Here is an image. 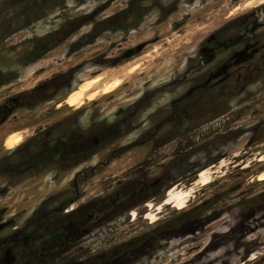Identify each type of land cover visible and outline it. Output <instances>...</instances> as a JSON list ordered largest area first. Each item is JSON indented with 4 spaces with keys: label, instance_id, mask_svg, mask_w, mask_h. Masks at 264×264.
I'll return each mask as SVG.
<instances>
[{
    "label": "rangeland",
    "instance_id": "rangeland-1",
    "mask_svg": "<svg viewBox=\"0 0 264 264\" xmlns=\"http://www.w3.org/2000/svg\"><path fill=\"white\" fill-rule=\"evenodd\" d=\"M30 1L0 0V79H9L0 86L4 121L0 124V223L5 224L0 230V263L9 244L14 247V264H28L25 260H33L43 249L22 242V235L34 228L32 214L59 215L58 206L65 204L63 214L67 215L62 222L67 223L106 186L108 191L96 197L113 204L112 209L107 207L102 234L79 238L66 254L48 250L43 264H264V178L258 177L264 169V75L251 80L243 91L211 96L215 100L209 107L189 113L190 122H197L194 126L185 127L179 112L173 120L163 109L183 92L180 77L185 60L196 54L198 42L223 24L226 28L235 20L242 22L238 16L243 18L246 12L260 17L264 0H60L66 3L63 15L45 14L44 23H36L33 32L17 31L26 25L24 9ZM245 1H252L253 7H245ZM67 21L76 22L80 29L41 59H19L30 50L26 40L35 37V32L54 30ZM89 34L90 44L69 46L70 40ZM131 49L132 56L121 57ZM101 73L118 76L122 83L110 94L86 100L74 112L79 125L85 126L90 117L104 119L119 106L129 107L143 93L153 92L148 106L141 105L134 120L138 130L124 138L130 140L150 130L149 141L108 160V166L103 165L91 179L86 172L89 166L78 167L83 171L77 178L79 203H63L71 193L65 189L71 172L55 182L46 174L6 188L18 179L11 177L8 182L4 178L2 167L17 160V156L5 155L8 135L51 126L75 107L62 104L49 114L46 110L51 104L33 109L36 102L10 112L1 110L3 103L24 94L29 98L48 80L53 83L46 92L66 87L68 94L84 79ZM37 93L45 95L41 90ZM57 98L56 104L63 102V97ZM98 157L91 166L103 163ZM210 164L219 165L214 179L197 186L184 208L167 205L158 220L147 217L148 209H155L148 205L150 201L158 203L174 185H193L200 170ZM74 206L80 210L65 213Z\"/></svg>",
    "mask_w": 264,
    "mask_h": 264
},
{
    "label": "flooded vegetation",
    "instance_id": "flooded-vegetation-1",
    "mask_svg": "<svg viewBox=\"0 0 264 264\" xmlns=\"http://www.w3.org/2000/svg\"><path fill=\"white\" fill-rule=\"evenodd\" d=\"M23 1L26 0H13L16 3ZM48 1L50 0L30 1L31 5L24 9L27 15L26 25L21 28L18 27L17 31L24 29L33 32V26L36 23H44L45 14L49 15L53 12L56 15H63L62 13L66 11L62 7L66 5L65 2L59 3L60 0H54L55 2L51 0L55 5L48 6ZM259 14H261L260 17L257 16V13L250 17L251 15L246 12L243 18L238 16L242 22L235 20L226 24V28L223 24L221 28L209 33L198 42L196 54L188 56L185 60L184 72L180 77L181 82L185 85L183 92L177 98L170 99L163 106V109L170 113L173 120H176L174 113L179 112L180 117H182L180 124L185 127L194 126L197 122H190L189 113L201 110L205 105L209 107L215 100L211 96L221 92L237 93L243 91L244 86L246 87L251 80L261 77V74L264 75V3ZM75 23L74 21L63 22L54 30L35 32L36 36L31 38L27 36L30 38L26 40L30 45V50L21 55L19 59L23 62L41 59L54 47L66 41L77 29H80V26ZM91 41V34L87 38L86 35L80 36L78 39L70 40L69 46L90 44ZM133 54L134 49L125 50L121 57L132 56ZM8 80L6 78L0 79V86ZM48 81L39 84L29 98H27V94H24L20 99H18L19 97L9 98L3 103L4 109L1 110L11 112L26 106L30 107L37 102L33 109L42 104H51V107L46 111L49 114L57 112V108L62 106L56 104L57 97H64L68 90L66 87L65 89L56 87L52 93H48L46 91L51 88V83H53L51 80ZM39 90L45 95H38ZM261 90L264 92V87ZM152 93H143L129 107L119 106L104 119L97 120L90 117L85 126L79 125L74 113L78 108H72L71 112L62 114V117L59 116L61 118L53 122L51 126L41 127L29 134H22L21 141L13 148L6 150L5 155L7 157L14 155L17 156V160L14 163H6L2 167L6 176L4 178L10 181L11 177L18 179L14 183L6 184L5 187L8 189L15 188L24 181L37 179L46 174L50 175V182H55L61 175L71 172L72 177L68 178V180L70 179L69 187L66 186L65 188L71 193L68 195L67 201L63 203H79L81 197H79L80 185L77 178L83 171L78 167L89 166L86 172L89 173L87 178L91 179L95 172L108 166L111 162L108 160L119 158L124 153L143 146L149 141L148 136L152 134L150 130L146 133H138L130 140L124 141V138L131 137L132 133L138 130L137 120H134L139 114L140 106H148L153 96ZM2 120L0 113V124L4 122ZM96 156L104 159V161L91 166ZM103 165L105 166L102 167ZM9 180L8 182H10ZM107 191L108 188L103 186V191L95 194L93 196L95 199L89 198L82 210L79 206L66 209L65 213L71 209L80 210L67 223L62 222V216L67 215L63 214L65 204L58 206L57 209L59 213L61 212L59 215L50 214V212L32 214L30 222L34 228L22 235V242L25 246L34 244L37 248L43 249L38 250L39 252L33 260L27 258L25 263L43 264L44 253L48 250H64L62 254H66L69 249L74 247V242L79 238L94 233L96 237L102 234L101 230L105 229L104 221L108 215L107 207L110 206L112 209L113 204L109 205L106 199L102 201V198L96 197L104 195ZM113 199L116 201L117 195H113ZM0 226L1 230L5 224L0 223ZM24 227H29L28 222H25ZM92 229L95 232L91 231ZM99 229L100 232L97 233ZM13 248L11 244L7 246L0 264L15 263L16 257ZM44 249L46 250L44 251Z\"/></svg>",
    "mask_w": 264,
    "mask_h": 264
},
{
    "label": "bare ground",
    "instance_id": "bare-ground-1",
    "mask_svg": "<svg viewBox=\"0 0 264 264\" xmlns=\"http://www.w3.org/2000/svg\"><path fill=\"white\" fill-rule=\"evenodd\" d=\"M252 1L243 2L245 7H251ZM264 1H261L260 4H263ZM253 7V5H252ZM244 8V7H243ZM136 66L131 68V74L134 72ZM122 83V79L120 77H110L105 75L104 73L96 74L84 79L80 84H78L75 88H73L68 94H66L62 100L63 102H59V106L62 104H69L70 106H74L75 108L81 107L84 102L92 101L97 99L100 96H104L112 93L116 90L120 84ZM22 139V134L20 132H13L8 135L6 140L7 148H13L16 144H18ZM264 158V154L262 155ZM222 162V161H221ZM219 165L210 164L204 166L195 181L192 183L193 185L180 187L179 185H172L167 195L158 203L150 201L148 205H154L155 209H148L147 217L153 218V220H158V213L164 209L167 205H174L179 208H184L190 199L193 197L195 193V188L201 184H209L214 179L215 173L218 171ZM258 177L260 179L264 178V169L258 173ZM136 213V211H135Z\"/></svg>",
    "mask_w": 264,
    "mask_h": 264
},
{
    "label": "water",
    "instance_id": "water-1",
    "mask_svg": "<svg viewBox=\"0 0 264 264\" xmlns=\"http://www.w3.org/2000/svg\"><path fill=\"white\" fill-rule=\"evenodd\" d=\"M1 227V226H0Z\"/></svg>",
    "mask_w": 264,
    "mask_h": 264
}]
</instances>
